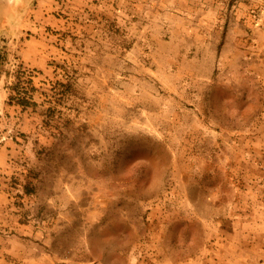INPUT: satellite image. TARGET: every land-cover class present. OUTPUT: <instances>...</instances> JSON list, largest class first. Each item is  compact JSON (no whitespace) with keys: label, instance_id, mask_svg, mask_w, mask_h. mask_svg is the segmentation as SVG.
<instances>
[{"label":"rangeland","instance_id":"obj_1","mask_svg":"<svg viewBox=\"0 0 264 264\" xmlns=\"http://www.w3.org/2000/svg\"><path fill=\"white\" fill-rule=\"evenodd\" d=\"M3 7L0 264H264V0Z\"/></svg>","mask_w":264,"mask_h":264},{"label":"crops","instance_id":"obj_2","mask_svg":"<svg viewBox=\"0 0 264 264\" xmlns=\"http://www.w3.org/2000/svg\"><path fill=\"white\" fill-rule=\"evenodd\" d=\"M4 7L3 9L0 11V15H2V11H4ZM218 244V243H217ZM222 245L224 246V243H222ZM192 264V263H191ZM207 264H247V263H242L241 260L238 258H235L234 256L233 257H229V258H226V257H217V259H209Z\"/></svg>","mask_w":264,"mask_h":264},{"label":"flooded vegetation","instance_id":"obj_3","mask_svg":"<svg viewBox=\"0 0 264 264\" xmlns=\"http://www.w3.org/2000/svg\"><path fill=\"white\" fill-rule=\"evenodd\" d=\"M2 7V6H1Z\"/></svg>","mask_w":264,"mask_h":264}]
</instances>
